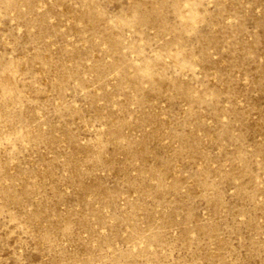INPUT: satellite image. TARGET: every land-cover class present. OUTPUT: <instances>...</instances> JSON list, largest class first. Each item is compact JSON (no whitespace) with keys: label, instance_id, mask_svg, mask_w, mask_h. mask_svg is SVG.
I'll list each match as a JSON object with an SVG mask.
<instances>
[{"label":"rangeland","instance_id":"rangeland-1","mask_svg":"<svg viewBox=\"0 0 264 264\" xmlns=\"http://www.w3.org/2000/svg\"><path fill=\"white\" fill-rule=\"evenodd\" d=\"M0 264H264V0H0Z\"/></svg>","mask_w":264,"mask_h":264}]
</instances>
